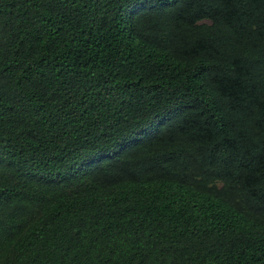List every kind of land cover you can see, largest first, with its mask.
Returning a JSON list of instances; mask_svg holds the SVG:
<instances>
[{"label": "trees", "instance_id": "trees-1", "mask_svg": "<svg viewBox=\"0 0 264 264\" xmlns=\"http://www.w3.org/2000/svg\"><path fill=\"white\" fill-rule=\"evenodd\" d=\"M0 264H264V0H0Z\"/></svg>", "mask_w": 264, "mask_h": 264}]
</instances>
